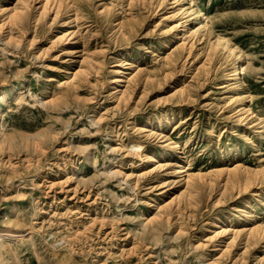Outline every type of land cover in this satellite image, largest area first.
Returning a JSON list of instances; mask_svg holds the SVG:
<instances>
[{
    "label": "rangeland",
    "instance_id": "obj_1",
    "mask_svg": "<svg viewBox=\"0 0 264 264\" xmlns=\"http://www.w3.org/2000/svg\"><path fill=\"white\" fill-rule=\"evenodd\" d=\"M23 2L0 0L25 14L19 32L0 11V36L15 38L0 41V94L15 89L5 101L0 95V235L25 232L4 237L0 264H264V240L216 236L220 226L264 230L263 193L253 220L234 211L264 180L243 188L228 181L264 168V0H195L244 55L237 94L225 78L235 60L208 57V30L189 57L181 49L189 39L163 48L178 29L167 34L178 22L173 0H61L58 15L41 14L40 0ZM67 45L77 52L65 54ZM116 68L129 91L134 75L142 80L127 103ZM68 69L82 73L78 90L61 85ZM245 93L255 117L242 121ZM161 133L182 145L188 174L211 183L192 199L179 197L173 166L136 155L140 144L165 165Z\"/></svg>",
    "mask_w": 264,
    "mask_h": 264
},
{
    "label": "bare ground",
    "instance_id": "obj_2",
    "mask_svg": "<svg viewBox=\"0 0 264 264\" xmlns=\"http://www.w3.org/2000/svg\"><path fill=\"white\" fill-rule=\"evenodd\" d=\"M25 2V0H23ZM35 1V0H34ZM38 0H36L37 2ZM162 1V0H161ZM23 2V3H24ZM132 2V1H131ZM9 3V2H8ZM15 3V2H14ZM165 3V2H164ZM27 4V3H26ZM40 6H39V11H41V14H44L46 12H51L50 10L53 9V11H55L54 13L56 15H58L61 11V9L63 8V2H61V0H40L39 2ZM162 4V2H161ZM11 5V4H10ZM37 5V4H36ZM173 5H174V11L172 12L170 17L176 18V20H178L177 23H174L170 26H168V33L170 34L171 32L175 31L177 28V30L174 32L173 35L171 36H167L165 38V40L163 41L162 45L164 49H169L171 50L172 46L175 44H182L184 43V41L186 39H189L191 43V46L188 48L186 46V44H182L181 45V49L187 53V57H189L192 53V46L194 45V41L198 39L200 40V36L202 34L206 35L205 33H208L207 30L209 31V37H210V41H209V53H208V57H214L219 55L220 52H224V54H226L227 59L229 58L232 60H235V68L231 71L228 72L225 75V78H228V80L231 82L233 89L236 91V94L238 93L239 90L243 91L241 86H242V75L245 71V68L243 66L244 63V55L241 52V50L228 38H225L223 36H221L220 34L215 33V30L212 26V22L211 19L209 18V16L207 15L206 12H204L195 2V0H173ZM14 6V5H13ZM31 6V5H30ZM34 6V5H32ZM38 6V5H37ZM70 6V4H69ZM130 6V5H129ZM132 6V5H131ZM159 7V5H158ZM30 7H28L29 9ZM23 9V8H22ZM22 9L18 8L17 6L14 7H6L5 5H1L0 6V11L2 13H4L6 16V23L11 26H16V28H18L21 32L23 31L22 29L25 27L24 21L23 19L25 18V14L22 13ZM36 10V8H35ZM74 11V10H73ZM76 13V11H75ZM112 13V12H111ZM104 14V13H103ZM45 15V14H44ZM54 17V16H53ZM75 17V16H74ZM39 18V17H38ZM5 21V20H4ZM37 22V21H36ZM4 23V22H2ZM5 23V24H6ZM123 23V22H122ZM126 23V22H124ZM128 23V21H127ZM5 24L3 26H5ZM66 24V23H65ZM195 24V25H194ZM47 25V24H46ZM121 25V24H120ZM132 25V24H131ZM194 25V26H193ZM130 28V27H129ZM119 29V28H118ZM7 30V29H6ZM11 30V29H10ZM13 30V29H12ZM69 31V30H68ZM67 31V32H68ZM75 31V30H74ZM76 32V31H75ZM78 33V32H77ZM123 33V32H122ZM13 33L9 32L4 38H2L0 36V41L4 42L5 45H9L12 40H14L15 38L12 35ZM24 34V33H23ZM65 34L61 35L64 36ZM74 32L70 33L68 35L73 37ZM208 35V34H207ZM15 36V35H14ZM60 36V35H59ZM59 36H57V38H60ZM17 37V36H16ZM19 38V37H18ZM75 38V37H74ZM21 38H19L20 40ZM208 39V38H207ZM206 39V40H207ZM67 41V40H66ZM25 42V41H24ZM33 42V41H32ZM70 42V41H68ZM67 42V43H68ZM83 42V41H82ZM16 43H19V41H16ZM22 43V42H21ZM20 43V44H21ZM31 43V42H30ZM76 43V41H75ZM24 44V43H23ZM207 44V43H206ZM19 47V46H18ZM17 47V49H18ZM15 48V47H14ZM74 48V47H73ZM71 45H67L64 48V53L65 54H74L76 53L77 49L74 50ZM208 48V47H207ZM5 50V49H4ZM181 50V51H182ZM8 52V51H7ZM83 52V51H82ZM91 53V52H90ZM181 53V52H180ZM205 53V52H204ZM28 54V53H27ZM81 54V53H80ZM195 54V52H194ZM222 54V53H221ZM36 55V54H35ZM207 55V54H206ZM85 56V55H84ZM193 56V55H192ZM83 57V56H82ZM175 58V57H174ZM23 59V58H22ZM25 59V58H24ZM23 59V60H24ZM82 59V58H81ZM86 59V58H85ZM208 59V58H207ZM219 59V58H218ZM87 60V59H86ZM88 61V60H87ZM182 61V60H181ZM187 61V60H186ZM226 61V60H225ZM168 62V61H166ZM218 62V61H217ZM86 63V62H85ZM174 63V62H173ZM208 63V62H207ZM210 63V62H209ZM131 64V63H130ZM169 64V63H168ZM186 64V63H185ZM227 64V63H226ZM9 65V64H8ZM208 66V65H207ZM214 67V66H213ZM73 68V67H72ZM6 70V69H5ZM77 70V68L75 69ZM214 70V69H213ZM82 71V69H81ZM15 72V71H14ZM68 72V76L65 77V79L62 81L61 85H66L67 87L71 88L72 90H78L80 86H78V83L83 79L82 77V73L78 70L76 71H72L71 69L67 70ZM119 74H122L118 79H117V83L119 85H117L115 87L116 92H119V94L121 95L118 99H121L122 101H125L126 103L129 102V100L132 98L133 96V92H135L137 90L136 86L141 85V81L139 77L134 75V87L132 91H129V89L125 88L126 84L129 82L128 79L125 78V76L123 75V71L120 68H116L113 70V75L117 76ZM207 74V73H206ZM81 75V76H80ZM1 76V75H0ZM165 76V75H164ZM170 76V75H168ZM3 77V76H2ZM28 78V77H27ZM27 78H24V81L27 80ZM86 78V77H85ZM164 80V79H163ZM49 81H51V79H49ZM4 82V81H2ZM132 82V83H133ZM152 83V82H151ZM228 83V82H227ZM83 84V83H82ZM155 84V83H154ZM85 86V85H84ZM144 87V86H143ZM223 87V86H222ZM221 87V88H222ZM81 88V87H80ZM173 88V87H172ZM175 89V87H174ZM177 89V87H176ZM15 91L14 88H12L10 90V92H2L0 95L2 97V100H6V98L12 94ZM20 91V90H19ZM24 92H22L23 94ZM182 95V94H181ZM25 97V96H24ZM56 97V96H55ZM240 97V96H239ZM26 98V97H25ZM247 98L248 95L245 93L243 95L242 98V104L243 107L240 108L238 110L239 113V120H245L247 118V116H251V118L255 117L254 113L250 111V108L246 105L247 102ZM57 99V98H56ZM184 99V98H183ZM54 100V99H53ZM61 100V99H60ZM25 101V100H24ZM47 101V100H46ZM52 101V100H50ZM56 101V100H54ZM119 101V100H118ZM231 101H234L235 103L237 102V97H235V95L233 97H231ZM117 102V101H116ZM231 103V102H230ZM247 114L246 117H244V115ZM127 116V115H126ZM2 117L1 114V110H0V119ZM258 119V118H257ZM244 123V122H243ZM258 124V123H257ZM262 125V129L264 130V120L262 119L261 122L259 123ZM2 127L1 125V121H0V128ZM146 130V129H145ZM1 131V130H0ZM2 132V131H1ZM4 134V133H3ZM167 135V134H166ZM166 135L164 134H160V141L162 143H164V148L165 151L163 153H161V157H167L169 156L171 159L167 160V162L165 163V165H160V161L158 160V157H154L152 155H147V153H145L142 148V146H140V144L138 145L137 149H136V155L139 158L140 161H145V158H147L149 156V161L151 163H153V166H160V168L167 166L168 167H172L173 166V171L171 176L176 177L177 179L175 180V183L179 185L180 187V193H179V197H190L192 199V197L194 196L195 192H199L202 188H204L203 186L206 184H211L210 182H206L201 183L200 181L204 182L203 179V175L201 174H197V175H190L188 174V168L190 166V162L189 159L187 157H183V152L181 151L182 149V145L179 144V142H175L173 140H171V138H168ZM4 136V135H3ZM22 137V136H21ZM30 137V136H29ZM33 137V135H32ZM27 138V137H25ZM34 141L36 140L35 137H33ZM7 138L3 137L0 138V142L1 144H3L5 142ZM113 141V140H112ZM31 142V141H30ZM8 145V144H7ZM4 147V146H3ZM38 148V147H37ZM41 148V147H40ZM135 150V149H134ZM171 151L174 152V154H171ZM82 152V151H81ZM233 154H237V151H232ZM135 155V153H134ZM232 156V155H231ZM136 157V158H137ZM178 158H183L181 163L177 162ZM122 163V162H121ZM111 164V163H110ZM131 165V164H130ZM152 168V167H151ZM235 171L240 170V168H233ZM257 170V169H256ZM164 171V170H163ZM235 171H233L235 173ZM243 172L246 173V175H244L245 177L243 178V180H241L237 175H235L233 177V179H229V182H236L238 184H240L241 182V188H243L242 186H247L250 185L252 182L255 183L258 178L264 180V168L261 169V171H250L248 169H243ZM243 172L241 174H243ZM110 173V171H109ZM112 175H117L119 174L117 171L111 173ZM232 174V173H231ZM239 174V173H238ZM241 174H239L241 176ZM259 174H261L259 176ZM168 175V174H167ZM147 176V175H146ZM168 177V176H167ZM172 177V178H173ZM243 177V175H242ZM241 177V178H242ZM170 178V177H169ZM206 179V178H205ZM262 182V181H261ZM264 184V181L262 182ZM186 186V188H185ZM237 187V186H236ZM251 187V186H250ZM255 190L252 192V196H253V200L251 201H246L245 202V207H240V208H236V210H234L235 212H240V217H239V221L247 223L251 220H253V214H252V210H253V203L254 200H257V198H259L260 196V192L263 193L264 195V187H259L257 188V186H255V184H253V186L251 188H254ZM208 188V187H207ZM240 188V190H241ZM238 190V188H237ZM203 191L201 190V193ZM205 192V191H204ZM176 201V200H175ZM259 201V200H258ZM185 203V201H184ZM197 203V202H196ZM188 204V203H187ZM264 204V203H263ZM177 205V204H176ZM173 207V205H172ZM159 208V207H158ZM173 209V208H172ZM160 213V212H159ZM233 215H235L234 213H232ZM166 215V214H165ZM167 217V216H166ZM239 223V222H238ZM262 225V224H261ZM263 227V225H262ZM220 230L216 233V236H224L226 234L229 233V231L231 233H233V240L237 239L239 236H245L247 239V241H255L256 239H261L264 240V230H262L261 227H248V225H243L242 228H226L225 226H220L219 227ZM25 232L22 233H16L13 230H9L5 235H0V243L3 241L4 237L7 238H11V237H24ZM27 233V232H26ZM150 235V233H149ZM152 238V236H151ZM21 239V238H20ZM14 240V239H13ZM243 242V241H242ZM247 243V242H246ZM7 246V245H6ZM1 251V249H0ZM213 264V263H212Z\"/></svg>",
    "mask_w": 264,
    "mask_h": 264
}]
</instances>
